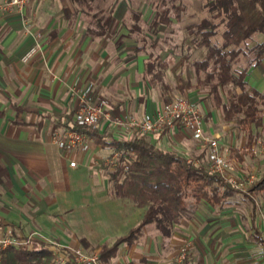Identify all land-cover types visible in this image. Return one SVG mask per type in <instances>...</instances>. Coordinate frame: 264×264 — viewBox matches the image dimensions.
Here are the masks:
<instances>
[{"label":"crops","instance_id":"crops-1","mask_svg":"<svg viewBox=\"0 0 264 264\" xmlns=\"http://www.w3.org/2000/svg\"><path fill=\"white\" fill-rule=\"evenodd\" d=\"M69 2L85 6L86 12L92 16L95 24L92 32L94 41L89 46L85 43L81 48L82 55L78 59L43 61L39 51L29 62L22 61L25 53L41 40L38 26L44 33L45 39L42 44L45 53H54L53 50L56 51L54 45L61 37L66 40L68 29L63 24H55L57 12L63 11L65 18L73 16L69 4L65 1L44 0L41 8H38V2L33 1L22 11L12 10L0 16V30H3L0 38V231L6 227H13L24 236L39 232L49 241H57L88 252L97 244L99 251L103 243H111L118 236L127 234L137 226L146 211L145 208L136 207L129 199L114 197L112 182L107 171L112 167L109 168V164H106L108 167L101 166L103 165L101 160L106 159L107 156L111 157L113 150L98 143V137L130 139L138 135L131 129L118 126L115 119L125 116L135 118L153 116L164 104L181 96L198 103L202 101L206 110L201 106L205 114L206 134L218 140L222 153L225 155L228 153L229 157L238 161H243L248 152L257 153L259 147L264 148L260 133L257 131L264 128H252L256 136L251 150L248 151L246 131L233 125V121H226L222 108L215 104L208 89L204 86H196L193 63L203 59L206 53L190 62L195 55L183 56L181 52L154 54L148 52L149 45L143 43L136 47V52L139 54L138 75L142 77L144 88L134 87L129 90V94L102 99L112 119H104L98 126L90 129L91 132H88L90 147L87 151L64 155L54 143L52 135L56 129L73 125L77 106H74V98L67 93L66 82L74 81V73L77 69L102 71L101 68L103 69L104 66H100L101 57L106 55V49L101 46L99 39L109 34L114 21L113 16L107 15L105 9L97 10L92 0H89V6L73 0ZM97 15L112 18L111 26L104 35L95 34L98 28L95 23ZM138 17L141 21L140 14H132L135 22L131 32L135 34L139 33L134 30ZM24 18L31 22V30L28 32L24 28ZM47 25H50L49 29L45 28ZM48 43L52 45L47 46ZM151 46L154 49L158 47L156 42ZM60 50L62 56L68 55L67 51L61 48ZM150 56L169 61L163 79L166 89L161 84L150 83L146 72V63ZM94 57L98 58L97 61ZM263 63L264 59L256 69ZM60 75L66 81L60 82ZM185 79H190L192 86L182 90L181 81ZM248 84L264 93V90H261L264 80L263 83H259L254 75H251ZM211 98L214 107L211 105ZM239 132H244L246 135L241 146L236 144ZM146 137L164 150H176L189 161L206 166L207 144L194 138L189 130L180 125H171L161 134ZM260 141L261 143H258ZM71 161H76L77 165L72 167ZM253 214L249 241L264 248L262 243L253 238V224L260 228L258 217L254 222ZM153 225L144 228V236L138 242L121 245L118 255L110 263L119 264L123 261L122 253L126 249L136 247L142 243L141 241L146 244L150 242L148 236L154 232L149 230ZM156 231V235L161 236V239L171 243L176 241L174 232L171 237L164 238L157 228ZM83 238L90 242V248L83 245ZM211 241L205 243L210 247L206 252H202L201 256L196 255L193 250L188 252L192 256L191 264H198L202 257H204L203 264H217L220 252L217 256L213 254ZM131 262L133 261L130 260L128 264Z\"/></svg>","mask_w":264,"mask_h":264},{"label":"trees","instance_id":"trees-1","mask_svg":"<svg viewBox=\"0 0 264 264\" xmlns=\"http://www.w3.org/2000/svg\"><path fill=\"white\" fill-rule=\"evenodd\" d=\"M89 6V0H73ZM175 17L170 8L157 11L151 21V29L157 31L159 26H170L175 20H181L185 10L181 0H170ZM179 2L176 4V2ZM166 3V2H165ZM207 7L214 17H223L226 28L222 34L221 45L213 42L219 23L209 18L188 27L194 35L192 44L196 48L207 49L205 57L193 63L196 86H204L213 97L215 104L221 107L224 119L235 121L236 125L247 133V150L255 139L253 127H264V93L250 87L246 77L247 70H233L232 61L240 54V47L255 34L264 35V0H209ZM96 35H104L112 23L111 16H95ZM139 17L134 27L141 30ZM144 43L147 45L144 38ZM191 49V48H190ZM257 57L254 66L264 59V40L254 47ZM188 57V56H187ZM168 60L150 56L146 63V72L152 85L163 83ZM182 80L180 89L191 88V82ZM221 87H228V101H225ZM76 130H83L75 127ZM91 132V130H87ZM103 147L110 148L118 157L110 165L109 178L112 182L114 197L129 199L136 207L145 208L141 222L127 234L118 236L113 242L101 245L99 262L109 264L123 244H134L144 236V228L154 224L164 238L173 235L174 227L202 202L212 207L223 206L240 194L256 207L255 196L264 191V172L246 188H239L219 173L207 166L189 161L176 150H164L152 143L146 135H137L130 139L97 138ZM254 222L256 212H253ZM253 238L264 245V233L253 224ZM82 243L90 248V242L83 238ZM192 256L187 253L181 264H191ZM0 264H74L58 263L47 243L35 240L32 248L9 246L0 250ZM130 264H134L131 262Z\"/></svg>","mask_w":264,"mask_h":264},{"label":"rangeland","instance_id":"rangeland-1","mask_svg":"<svg viewBox=\"0 0 264 264\" xmlns=\"http://www.w3.org/2000/svg\"><path fill=\"white\" fill-rule=\"evenodd\" d=\"M3 1L0 0V6ZM35 1L38 2V8H41L44 0ZM63 1L69 4L73 16L65 18L63 17V11L57 12L58 14H55V24H63L68 29V37H66V40H63L62 37L59 39V42L54 45L56 49V51L53 50L54 53H45L44 44H42L45 39L43 37L44 33L41 32L42 29L38 26V35L41 34L39 51L43 61L78 59L82 55L81 48L85 46V43L89 46L94 41L92 32L95 29V24L92 16L86 12L85 6L72 4L69 0ZM181 1L185 6L181 20L174 19L172 25H161L155 31L151 29L150 23L157 11L170 8L171 16L175 17L170 0H92V4L97 10L105 9L106 14H111L114 21L109 34L105 38L99 39L101 46L106 49V55L104 57L99 56L102 58L100 66H104L103 69L101 68L102 71L100 69H91V71L89 69H77L74 73V81L66 82L67 93L75 100L74 106L78 107L83 100L100 102L106 97L114 98L120 94H129V90L134 87L144 88L145 84H143L142 77L138 75L139 54L136 52V47L144 43V38L147 46L149 45L148 52L163 55L168 52L178 54L181 52L183 56L195 55L190 60L192 62L197 58H201L207 49L205 47L199 49L192 44L191 41L194 35L189 33L188 27L209 18L215 23H219L216 35L212 37V40L214 43L221 45L223 42L222 34L226 28L225 21H222L223 17L215 18L213 13L210 12L207 7L209 0ZM178 3L177 1L176 4ZM9 12L1 10L0 16H4ZM135 13L140 14L142 17L139 23L141 30L136 34L131 32L135 22L132 19V14ZM24 28L26 32L31 30V22L26 18H24ZM45 28L49 29L50 25ZM2 34L3 30L1 29L0 38ZM88 39L89 42H87ZM263 40V34H255L238 47L240 54L237 59L232 61L233 70H247V81H250V76L254 75L259 83H263L264 63L258 69L254 66L257 57L254 47ZM153 42L158 45L155 49L151 46ZM46 45L51 46L52 44L48 43ZM60 48L67 51L68 55L62 56ZM58 51L60 52L58 53ZM94 59L97 61L98 58L94 57ZM59 78L60 82L66 81L61 75ZM203 90L207 91L206 89ZM221 90L225 101H228V87H221ZM261 90H264V85H262ZM201 102L199 104L203 107ZM211 105L215 106L212 98ZM262 112L264 113V109ZM232 124L236 126L235 121ZM257 131L260 133L264 145V129ZM245 137L244 132H239L236 144L241 146L246 139ZM223 156L231 166L230 180L234 184L240 185L242 183L244 186L251 180L258 179L264 172V148L262 146L258 148L257 153L248 152L243 161L233 160L228 153L226 155L223 153ZM101 162L102 167L108 164L105 159ZM109 170L107 171L109 172ZM255 203L256 207L253 208V205L240 194L233 197L229 203L222 207L212 208L209 204L202 202L195 211L183 218L181 224L174 227L176 241L173 242L175 243L161 239V236L158 237L156 228L153 225L149 230V232H154L148 236L150 242L146 244L141 241L142 243H139L136 247L126 249L122 253L123 261H120L119 264H128L130 260L135 264H181L184 256L192 250L196 255L201 256L202 252H206V249L210 247L205 243L211 240V246L214 249L213 254L217 256L220 252L217 264H264V248L249 241L253 210L256 212L258 224L264 233V191L255 196ZM97 246L95 244L94 249L89 252L83 250L88 255L98 254L99 256ZM199 248L203 250L201 251ZM202 258L201 260L198 259V264H203L204 257ZM96 264L101 263L97 261Z\"/></svg>","mask_w":264,"mask_h":264},{"label":"built area","instance_id":"built-area-1","mask_svg":"<svg viewBox=\"0 0 264 264\" xmlns=\"http://www.w3.org/2000/svg\"><path fill=\"white\" fill-rule=\"evenodd\" d=\"M33 1L35 0H4L0 6V11H22ZM39 48L40 44H35V46L25 53L22 57V61L25 63L29 62L38 54ZM204 118V111L198 102L191 101L187 97L181 96L175 98L170 103L164 104L153 116H145L143 118L125 116L119 117L114 121L122 128L131 129L139 135L146 136L161 134L167 127L174 124L180 125L182 128L189 130L194 138L207 144L206 166L208 169L219 173L225 179L233 183V181L230 180L231 166L224 158L218 140L206 134L204 130ZM104 119H112L105 102L83 100L75 110L73 125L67 128L56 129L53 132L52 139L62 150L64 155H70L75 152H85L90 147V137L87 130L98 126ZM76 126L83 128V130H76ZM258 143H261V141ZM117 157L118 154L113 153L111 157L105 160L109 165H112ZM70 165L75 167L77 163L76 161H71ZM254 180H251L247 184ZM235 185L239 188H246V185L243 186L242 183H240V185ZM35 240L47 243L56 262H74V264H96L97 261L99 262L98 254L88 255L83 249L63 245L57 241H49L39 232L24 236L13 227H6L0 231V250L9 246H25L32 248Z\"/></svg>","mask_w":264,"mask_h":264}]
</instances>
